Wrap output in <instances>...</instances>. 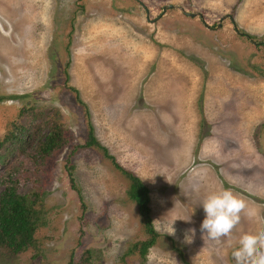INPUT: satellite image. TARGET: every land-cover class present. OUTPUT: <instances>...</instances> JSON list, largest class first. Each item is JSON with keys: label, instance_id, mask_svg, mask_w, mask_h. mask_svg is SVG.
<instances>
[{"label": "rangeland", "instance_id": "rangeland-1", "mask_svg": "<svg viewBox=\"0 0 264 264\" xmlns=\"http://www.w3.org/2000/svg\"><path fill=\"white\" fill-rule=\"evenodd\" d=\"M85 109L99 142L148 187L153 225L176 219L172 235L154 226L144 261L125 256L145 238L128 181L81 147ZM56 122L67 142L29 159ZM17 126L34 145L10 152L0 177L42 192L43 216L34 247L0 251V264H69L87 250V264H233L238 237L264 232V0H0V141ZM222 188L244 208L214 239L200 231L201 203Z\"/></svg>", "mask_w": 264, "mask_h": 264}, {"label": "trees", "instance_id": "trees-1", "mask_svg": "<svg viewBox=\"0 0 264 264\" xmlns=\"http://www.w3.org/2000/svg\"><path fill=\"white\" fill-rule=\"evenodd\" d=\"M73 90L78 103L84 106L78 98L77 91ZM85 118L87 120V136L81 147L101 151L103 156L111 161L113 168L118 170L128 181L126 194L137 207L145 238L130 243L125 256L137 253L144 261L149 249L157 243L159 238V234L153 225L149 189L139 177L120 166L114 156L99 142L87 109H85ZM26 130L27 128L17 126V130L9 131L0 141V164H5L6 156L10 152H14L17 147L23 148L26 145H34L32 143L34 139L30 141L32 136ZM65 142L67 141L62 126L57 122L53 123L43 140L32 149L29 159L37 157L44 160L61 148ZM66 170H68L69 184L72 190L77 193L84 213L86 204L73 176L74 166L70 165L68 161L66 162ZM10 177L7 179H5V176L0 177V251L7 253L9 256H18L36 244V232L43 216V211L38 204L43 193L33 189L29 193L21 194L18 192L20 179L16 177L17 179L13 180ZM91 257L92 252L87 250L79 261L74 262V258L71 257L69 264H87Z\"/></svg>", "mask_w": 264, "mask_h": 264}, {"label": "clouds", "instance_id": "clouds-1", "mask_svg": "<svg viewBox=\"0 0 264 264\" xmlns=\"http://www.w3.org/2000/svg\"><path fill=\"white\" fill-rule=\"evenodd\" d=\"M201 206L204 218L200 223L202 235L207 233L211 238L228 237L231 230L240 221V213L244 203L229 188H222L206 194ZM176 220V219H175ZM175 220H161L154 226L157 230L163 228L164 233L175 234ZM196 229L188 228L183 233V241L190 243ZM236 246L231 252L233 264H264V232L258 234L243 233L236 240Z\"/></svg>", "mask_w": 264, "mask_h": 264}]
</instances>
